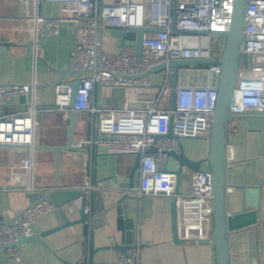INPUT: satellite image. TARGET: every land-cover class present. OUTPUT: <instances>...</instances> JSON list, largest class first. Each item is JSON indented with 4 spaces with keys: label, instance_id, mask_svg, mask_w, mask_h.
<instances>
[{
    "label": "built area",
    "instance_id": "obj_1",
    "mask_svg": "<svg viewBox=\"0 0 264 264\" xmlns=\"http://www.w3.org/2000/svg\"><path fill=\"white\" fill-rule=\"evenodd\" d=\"M39 1L35 0V11L29 19L33 57L37 55L39 27L45 36L59 35L63 21H71L76 27V42L69 56L70 67L86 69L87 72L78 80V91L71 108L72 81L55 91L48 105L40 103L39 89L34 80L30 83L0 82V105L15 97L25 98L19 110L0 112V147L18 146L23 151L19 162L24 180L10 186L26 192L39 191L33 186L32 178L36 128L41 114L60 111L84 114L91 121L95 118L97 134L72 139L70 148H91L95 145L104 147L110 153H139V182L128 190V194L137 198L165 196L173 199L178 237L194 241L210 238L215 201L211 193L210 171L204 168L190 172L187 187L176 190V173L168 168L167 153H178L179 139L183 137L209 138L218 96L220 65L215 62L202 66L206 72L204 84H177L173 109L157 107L160 97L171 93L170 70L165 69L166 77L161 83L151 80L150 71L170 60L219 59L224 43L220 50H216L212 46L211 36L229 28L233 0H176L175 26L198 32L196 34L171 31L173 0H45L60 6V14L52 17L38 14ZM247 8L231 105V112L236 116L264 108V0H250ZM133 26L157 29L143 33L140 57L136 56L135 50L112 53L102 48L104 27L123 29ZM201 31L206 33L201 34ZM96 86L125 90L142 88L154 92V95L146 106L136 107L125 101L118 107H102L94 102ZM170 117L173 136L166 135ZM151 147L155 151L147 153ZM100 183L91 182L90 179L80 186L81 208L86 214L83 224L88 230L92 227L93 219L92 193L106 187ZM56 208L45 197L17 211L11 225L0 222V243L6 245L3 250L5 258L19 262L21 255L14 242L21 236L31 235L36 219ZM139 249L136 241L125 251L115 249L117 259L109 264H139ZM88 264L108 263L89 261Z\"/></svg>",
    "mask_w": 264,
    "mask_h": 264
},
{
    "label": "crops",
    "instance_id": "obj_2",
    "mask_svg": "<svg viewBox=\"0 0 264 264\" xmlns=\"http://www.w3.org/2000/svg\"><path fill=\"white\" fill-rule=\"evenodd\" d=\"M34 11L35 0H0V82L30 83L34 80L39 89L40 103L48 105L55 91L74 79L67 71L71 69L69 56L76 42V27L71 21H63L59 35L46 36L39 27L38 50L34 58L32 47L27 45L32 39L29 19ZM37 12L40 16H57L60 14V6L56 2L40 0ZM219 41L221 43L216 50L222 48L224 39ZM102 48L112 53L129 52L135 50V42L116 38L111 34L110 28L104 27ZM202 66L205 65L180 68L178 84H204L206 72ZM164 77L165 70L150 72L154 83H161ZM153 93L142 88L125 90L120 87L96 86L94 102L102 107L114 108L127 101L140 107L150 103ZM24 101L25 98L15 97L8 103L1 104L0 112L17 111ZM157 107L171 108V93L164 98L160 97ZM70 114L71 112L60 111L40 115L36 128L37 143L32 178L34 187L40 192H51L60 205L58 209L36 219L33 233L43 234L58 225L63 226L44 234L40 240L22 242L19 245V262L8 260L3 250H0V264H88L89 261L109 264L117 259L116 250L112 247L120 243L123 232L116 228L114 211L107 213L108 224L102 215L93 217L92 227L88 230L84 221H80L83 213L80 186L91 179V182L96 180L101 182L100 185L114 187L111 188L112 191L102 193L104 206L111 205L125 191L117 187V184L128 181L134 155L110 153L104 147L95 145L91 148L54 151L51 147L66 144ZM90 134H97L95 118L91 121L86 115L76 113L71 140ZM181 142L186 155L191 159H199L208 153L209 138L183 137ZM227 144L233 148L236 160L229 163L226 171L227 185L236 187L226 195L227 213L242 211V189L236 185H241L244 181L260 188L256 196L259 203L255 223L233 231L230 235L231 264H252L249 231L253 239L256 264H264V108L234 117L227 133ZM22 155L21 147H0V217L3 219L12 217L28 205V192L10 186L11 183L24 180L19 162ZM168 164L170 169H176L178 165L172 158L168 159ZM190 172L184 170L178 188L187 187ZM138 182L137 169L134 186ZM172 200L165 196H131L125 199L126 215L133 219V241L140 245L139 264H215L212 244L175 243ZM105 246L110 247L102 248Z\"/></svg>",
    "mask_w": 264,
    "mask_h": 264
},
{
    "label": "water",
    "instance_id": "obj_3",
    "mask_svg": "<svg viewBox=\"0 0 264 264\" xmlns=\"http://www.w3.org/2000/svg\"><path fill=\"white\" fill-rule=\"evenodd\" d=\"M250 0H233V10L231 16V23L227 31H217L215 34L223 35L225 37L224 47L219 59H186V60H170L167 63H163L155 66L150 72L161 71L165 69L170 70V86L171 90V108H174L175 105V91L174 88L178 84V77L180 68L187 66H197V65H209L217 62L220 65V78L217 85V101L214 109L211 132L209 136V149L206 156L199 159H191L185 153L181 139H179V152H168L167 155L169 158H172L178 164L176 169V182L175 189L179 187V181L184 170L188 171H201L207 168L211 173V193L215 201H213L212 214H213V225L211 230L210 238H203L194 241V239H182L178 237L175 221V203L172 200V229H173V238L175 243L180 245L187 244H212L215 252V264H231V254H230V235L233 231L239 230L251 226L255 223L256 220V208L258 206L257 195L259 194L260 188L254 185L246 184L244 181L241 182V185H236L242 189L243 194V207L242 211L239 213L228 214L226 210V195L229 192H233L236 187L228 186L226 182V171L229 167V163H233L236 160L233 157L232 147L227 144V133L230 128L231 120L236 117L234 113L231 112V105L234 99L235 94V84L237 79L238 71V61L240 57V50L242 45V39L245 33V12L248 3ZM176 0H173L172 7V25L171 31L174 33L181 34H196L198 32L188 31L184 29H178L176 24ZM111 34L119 39H128L135 42V53L137 57L141 55V39L144 32H154L157 29L154 27H125L120 28H110ZM124 31V33H123ZM201 34H205V31H201ZM27 45L30 47L32 41H28ZM68 73L74 76L72 81V92H71V103L69 107L71 108L74 102L76 92L78 91L79 78L82 74L86 73L87 70L80 69H70ZM24 99V97H21ZM70 127L68 130L67 138L63 146L51 147L54 151H59L62 149H69V144L71 140V132L76 121V113L71 112L70 114ZM172 117L169 119L167 136H173L172 132ZM153 147L149 148L146 152H154ZM140 154L136 153L134 155V164L128 175V181L117 184V187L124 189V193L111 205L105 207L103 202V192L112 191L111 188L103 187L101 189L95 190L92 193V206L91 212L95 218L97 215H102L106 219L108 224L107 213L114 211V220L116 228L123 232L120 243H117L112 248L117 250L125 251L129 246L132 245L133 241V219L129 218L126 215V210L124 208L125 199H129L132 195L128 194V190L134 187V176L135 172L139 166ZM96 182V180H94ZM254 196V197H253ZM28 199V205L33 204L35 201L49 197V199L55 204L57 209L60 207L58 200L55 195L51 192L44 191H33L26 194ZM253 197V198H252ZM98 208V209H97ZM82 210V208H81ZM98 210V211H97ZM86 218V214L81 215L80 221H83ZM13 216L8 219H3L0 217V222H5L9 225L12 224ZM63 225H58L46 233L55 231ZM46 233L34 234L32 233L29 236H21L15 242L14 245L19 247V245L24 241L29 240H40V237ZM250 235V252H251V261L252 264H256L254 257V245L253 239ZM6 245L0 243V250H4ZM110 246H105L102 248H109ZM93 247L91 252H93Z\"/></svg>",
    "mask_w": 264,
    "mask_h": 264
},
{
    "label": "rangeland",
    "instance_id": "obj_4",
    "mask_svg": "<svg viewBox=\"0 0 264 264\" xmlns=\"http://www.w3.org/2000/svg\"><path fill=\"white\" fill-rule=\"evenodd\" d=\"M223 40H225V37L223 36V35H212L211 36V42H212V46L213 47H215V48H217L218 47V45H219V43H221L219 40H221V39ZM169 167H170V165H169Z\"/></svg>",
    "mask_w": 264,
    "mask_h": 264
}]
</instances>
